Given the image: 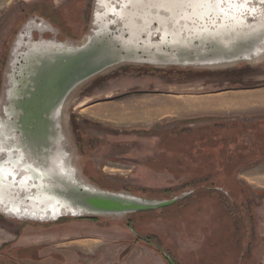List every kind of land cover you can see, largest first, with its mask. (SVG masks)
Masks as SVG:
<instances>
[{
  "label": "rangeland",
  "instance_id": "obj_1",
  "mask_svg": "<svg viewBox=\"0 0 264 264\" xmlns=\"http://www.w3.org/2000/svg\"><path fill=\"white\" fill-rule=\"evenodd\" d=\"M46 1L54 9L41 0H0V100L6 74H11L7 71L11 51L30 21L49 27L45 40L68 44L81 43L92 27L94 0ZM261 121L264 57L208 67L123 64L68 99L60 139L70 155L69 165L84 182L150 200H164L165 189L171 200L195 188L188 205L170 207L165 220L147 217L139 226L140 233L160 237L172 258L165 257L169 264H264V155L244 160L235 174L220 180L222 187L200 183L209 169L205 165L237 162L236 155L246 156L251 145L255 150L264 145L260 135H244L252 130L248 123ZM237 123L246 127L233 134ZM214 186L218 191L202 190ZM3 217L0 256L9 232L41 225ZM68 220L73 219L62 221ZM97 220L94 223L100 221L105 229L123 230L117 224L122 220ZM133 240L130 234L129 242ZM126 243H113L110 252ZM114 264L124 260L117 258Z\"/></svg>",
  "mask_w": 264,
  "mask_h": 264
},
{
  "label": "water",
  "instance_id": "obj_2",
  "mask_svg": "<svg viewBox=\"0 0 264 264\" xmlns=\"http://www.w3.org/2000/svg\"><path fill=\"white\" fill-rule=\"evenodd\" d=\"M194 1L108 0L114 8L104 16L105 11L98 8L99 1L94 0L92 27L81 43L56 40L30 43L24 38L18 47L15 43L7 81L10 90H4L2 96L4 99L6 92V107L13 110L17 135L12 140L21 136L24 141L21 145L13 141L7 149L12 154L10 158L18 164L20 178L30 172L32 180L27 191L7 193L4 198L12 207L33 203L30 211L34 213L31 217L29 213L17 216L8 209L0 211L1 215L22 224L82 217L123 220L128 215L156 210L177 200L145 199L80 180L78 171L69 165L65 144L57 138L62 132L63 109L68 99L116 66L208 67L264 57V0L247 1L248 8L243 13L231 9L235 18L223 23L218 17L220 26L216 27H205L194 16ZM204 19L214 20L215 16L209 14ZM15 70H19L17 74H13ZM27 123L29 130L25 132ZM49 138L58 141L61 150L56 145L51 151ZM7 149H0V171L9 165ZM23 149L35 163L34 170ZM36 152L45 160L37 159ZM0 183L8 184V181L0 179Z\"/></svg>",
  "mask_w": 264,
  "mask_h": 264
},
{
  "label": "crops",
  "instance_id": "obj_3",
  "mask_svg": "<svg viewBox=\"0 0 264 264\" xmlns=\"http://www.w3.org/2000/svg\"><path fill=\"white\" fill-rule=\"evenodd\" d=\"M48 224L27 225L18 235L9 232L11 245L0 256V264H114L117 258L124 264H168L140 242L130 243V234L124 230L73 220ZM115 242L128 243L110 252Z\"/></svg>",
  "mask_w": 264,
  "mask_h": 264
},
{
  "label": "trees",
  "instance_id": "obj_4",
  "mask_svg": "<svg viewBox=\"0 0 264 264\" xmlns=\"http://www.w3.org/2000/svg\"><path fill=\"white\" fill-rule=\"evenodd\" d=\"M231 132H233V130H231ZM260 152L261 153L264 152V145L261 146V148L256 152V154H258ZM229 154H230V151H229ZM237 156L239 158V160L237 162H232V163L225 162L224 164H219V165H205V168H209V169L206 170L208 172H204L200 176V179H201L200 183H202L205 186H208V184H211V185L218 184V185H220V187H222L220 180H225L224 178L231 177L230 174H235V172L238 168H240L241 166H244L246 164V162L244 160L252 158V156H250V158H249V157L241 155V154H238ZM235 158H237V157H235ZM101 185L102 184L99 183V185H97V186H99L100 188L105 189V190H110L112 192H119L120 191V190H114L116 188H113L112 186H106L105 187V185H103L104 186L103 187ZM204 188L205 187H203L202 190H207L209 192L210 191H218L216 189L217 186H214L212 188L206 187V189H204ZM190 190L192 192L191 193L187 192L188 193L187 196L181 195L172 204H169L167 206L156 209V211H158V210L162 211V214H160V215L153 213V212H155V210L138 212L135 214L128 215L125 219H123L121 222H119L117 224H120L123 227L122 229L124 231L133 235V237H134L133 242H138V243L140 242L142 245L154 250L157 253H160L163 256L164 252H163L162 241H161L160 237L158 235L151 234L149 232L140 233L139 226H141V223H143L147 217L149 219L156 218L157 220H165L168 217V215L165 213L170 207H173L176 205H180V206L188 205L190 203V201L193 200L192 196L195 193V188L193 187ZM163 194H164V197H163L164 200L170 199L168 197L169 191H167V189H165L163 191ZM235 195L236 194L233 192L234 197H235ZM242 201L245 202L246 200L243 199ZM72 219L75 221H88L90 223H94V222L98 221L96 217H82V218H72ZM62 220L63 219H60L59 221H57L55 223H58ZM242 234H243V232H242ZM242 237H243V235H242ZM248 237H252V234L248 235ZM6 246H7V244H5L3 247H6Z\"/></svg>",
  "mask_w": 264,
  "mask_h": 264
},
{
  "label": "bare ground",
  "instance_id": "obj_5",
  "mask_svg": "<svg viewBox=\"0 0 264 264\" xmlns=\"http://www.w3.org/2000/svg\"><path fill=\"white\" fill-rule=\"evenodd\" d=\"M247 1L249 0H242L239 2L238 0H195L194 3H192V8H193L192 13L197 19H200L199 21L202 20V23L205 25V27L210 25L216 27V26H220V22L217 21L218 17H220L223 23L225 22L230 23L231 19L235 18L236 15L230 12L231 9L243 13V11H245V9L248 8L246 6ZM98 6H100L99 8L102 9V12L103 10L105 11L103 14L104 16L111 10V8H114L112 7V5L109 6V3L107 8L105 6L102 7V5L99 4ZM209 14L215 16V19L214 20L210 19L208 21H205L204 19L205 16H208ZM0 149L3 148L0 147ZM6 149L4 148V150ZM7 151L9 150L7 149ZM6 154H7V162L9 163V165L5 167V170L0 171V179L8 181V184L0 183V202H1L0 211L3 212L9 209L17 216H20L23 213H29V217H31V214L34 213L33 211H30L31 209H33L32 208L34 206L33 203H29L28 205L26 204L24 207L14 204L13 205L14 207H12V203L5 201L6 199L4 198V194L7 193L15 194V192L20 193V191L22 190L24 191V189L27 191L28 187L30 186L29 180H32V174L30 172L25 174L23 173V177L20 178L18 164L10 158V156L12 155L10 151L6 152ZM17 159L18 161H20L19 157ZM11 166L13 167V169L11 168ZM34 168H36V166L32 164L31 169L34 170ZM18 179L20 180L18 181ZM15 180H17L16 184H14ZM10 197H13V195H11Z\"/></svg>",
  "mask_w": 264,
  "mask_h": 264
},
{
  "label": "flooded vegetation",
  "instance_id": "obj_6",
  "mask_svg": "<svg viewBox=\"0 0 264 264\" xmlns=\"http://www.w3.org/2000/svg\"><path fill=\"white\" fill-rule=\"evenodd\" d=\"M99 2H98V4L99 5H102V7L103 6H105L106 8L108 7V0H98ZM39 3V2H38ZM41 3L42 4H44V5H46V4H48V5H50V8H51V10L52 9H54V7L52 6V4H51V2H47L46 0H41ZM40 5V4H39ZM109 5H111L110 3H109ZM100 6H98V8H99ZM101 11H102V9H101ZM37 18V17H36ZM45 20V19H44ZM31 23H29L27 26H26V28L24 29V31L23 32H20L19 33V35H18V38H17V47H18V45L20 44V43H22L21 42V40H22V38H24V39H26V40H28L30 43L31 42H38V40H45L44 38H43V36H44V34L46 33V32H48L49 31V27L46 25V24H44V23H37V21L36 20H34V21H30ZM50 24V23H49ZM51 25V24H50ZM34 31H37L36 33H40L39 34V37L36 39L35 38V36L33 35L34 33ZM15 48V47H14ZM14 48H13V50H14ZM13 50L11 51V55H12V52H13ZM17 51H18V49H17ZM19 52H20V50H19ZM10 55V60H9V63H8V65H7V67H9V70H7L8 71V73H9V71H10V66H12L13 64H12V60H13V57L14 56H11ZM7 62V61H6ZM5 62V63H6ZM21 64V62L19 63V65ZM18 71L19 70H15L14 72H13V74H17L18 73ZM6 77L8 78V74H6ZM9 85L7 84V87H6V89H8V90H10V87H8ZM5 89V90H6ZM8 99L9 98H11V94H10V91L8 92ZM3 97V96H2ZM5 97H6V92H5V95H4V99H5ZM4 99L2 98L1 100H0V134H1V136H0V142H1V144H2V142H3V147L2 148H7V146H10V144H12V142L14 141L15 143H17V142H19V144L21 145L22 143H23V141H24V139L20 136V137H18L17 139H15V140H12V139H14V137L17 135V130H16V124L13 122V117H12V113H13V110H10L9 108H7L6 107V102L4 101ZM253 122H260V121H252V122H250V123H253ZM261 122H263V124H250V123H248V127L249 128H251L252 130H250V129H247V131H246V133H244V135H247V133H251L252 132V134H258V135H260L261 136V138L264 140V121H261ZM241 127H246V126H244L242 123H237V124H234V126H232V129H233V134L234 133H238V130L241 128ZM25 128H26V130H25V132H28V130H29V125H28V123L25 125ZM256 136V135H255ZM57 138V137H56ZM58 140H61L60 139V137L59 138H57ZM250 140H254L253 138H251ZM48 142L50 143V150L52 151L53 149H54V147L57 145L58 146V149H60L61 150V147L58 145V141H55L53 138L52 139H48ZM78 146H79V149H78V151L79 150H81V147H82V144H77ZM19 145H17L16 147H18ZM253 145H251V148H250V151L249 150H247L246 151V156H256V157H261V156H263L264 155V152H260V153H258V154H256V152L261 148V146L260 147H258L256 150L255 149H252L253 147H252ZM23 151H24V153L26 154V157L28 158V160H29V163H33L32 162V159H31V156H30V154H28V153H26V151L23 149ZM76 152H77V150H76ZM249 153H251L250 155H249ZM39 153H37L36 152V158L37 159H40V160H45L44 159V157H42V156H39L38 155ZM38 155V156H37ZM236 155V154H235ZM78 156H80L79 155V153H78ZM237 156V155H236ZM81 157H82V154H81ZM34 165H35V163H33ZM96 184H98L99 185V183H96ZM3 219H4V217H3V215H1L0 214V224H2L3 223ZM16 220V219H15ZM27 223H32V221H28ZM102 224V223H101ZM99 225H100V221H99ZM29 226H32V225H29ZM22 230V226H20V227H18V229H17V231H16V233H17V235L18 234H20V231ZM8 244V243H7ZM11 245V243H9L6 247H4V248H7V247H9ZM163 256H161V258H163V260H165L168 264H169V262L166 260V258H168V259H172L170 256H168L169 254L165 251V250H163ZM157 253V252H156ZM166 257V258H165ZM172 263V262H171Z\"/></svg>",
  "mask_w": 264,
  "mask_h": 264
}]
</instances>
